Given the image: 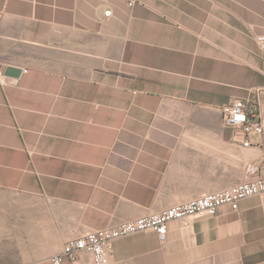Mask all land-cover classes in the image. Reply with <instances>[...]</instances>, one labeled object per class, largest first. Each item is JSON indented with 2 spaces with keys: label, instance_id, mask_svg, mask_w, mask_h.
Here are the masks:
<instances>
[{
  "label": "crops",
  "instance_id": "1",
  "mask_svg": "<svg viewBox=\"0 0 264 264\" xmlns=\"http://www.w3.org/2000/svg\"><path fill=\"white\" fill-rule=\"evenodd\" d=\"M263 2L0 0V264H52L66 240L221 191L249 162L264 174V135L244 146L221 111L242 98L264 119ZM110 262L264 264L263 197L172 220L164 241L121 236Z\"/></svg>",
  "mask_w": 264,
  "mask_h": 264
},
{
  "label": "built area",
  "instance_id": "2",
  "mask_svg": "<svg viewBox=\"0 0 264 264\" xmlns=\"http://www.w3.org/2000/svg\"><path fill=\"white\" fill-rule=\"evenodd\" d=\"M110 11L106 12L109 15ZM264 18V2L262 7ZM258 46L264 65V33L257 36ZM25 71V70H24ZM224 121L232 127L234 135L243 138V145H250L248 135L251 132L264 135V119L248 108L246 101L235 98L222 105ZM260 194L264 202V174L256 162L245 165V177L239 183L233 184L221 191L204 193L190 200L173 204L159 211L148 212L131 220H123L104 228L90 230L80 236L66 240L61 251L50 257L52 264H62L63 258L71 263L75 262L81 252L91 255L92 264H111L110 252L112 242L128 234L144 230H154L161 241L167 233V224L177 220L182 226H187L191 217H204L215 215L224 205L237 209L242 198Z\"/></svg>",
  "mask_w": 264,
  "mask_h": 264
},
{
  "label": "water",
  "instance_id": "3",
  "mask_svg": "<svg viewBox=\"0 0 264 264\" xmlns=\"http://www.w3.org/2000/svg\"><path fill=\"white\" fill-rule=\"evenodd\" d=\"M4 73L6 75H10V76L16 77V76L19 75L20 69L15 68V67H7V68H5Z\"/></svg>",
  "mask_w": 264,
  "mask_h": 264
}]
</instances>
